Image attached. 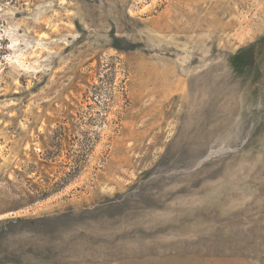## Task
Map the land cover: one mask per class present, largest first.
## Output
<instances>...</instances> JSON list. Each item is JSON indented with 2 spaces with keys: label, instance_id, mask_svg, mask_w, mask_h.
<instances>
[{
  "label": "rangeland",
  "instance_id": "rangeland-1",
  "mask_svg": "<svg viewBox=\"0 0 264 264\" xmlns=\"http://www.w3.org/2000/svg\"><path fill=\"white\" fill-rule=\"evenodd\" d=\"M0 264H264V0H0Z\"/></svg>",
  "mask_w": 264,
  "mask_h": 264
},
{
  "label": "trees",
  "instance_id": "trees-1",
  "mask_svg": "<svg viewBox=\"0 0 264 264\" xmlns=\"http://www.w3.org/2000/svg\"><path fill=\"white\" fill-rule=\"evenodd\" d=\"M64 128L60 127L55 129L50 135L49 142H43V146L40 154L46 161H55L60 157H65L67 160H72L70 170L59 171L60 174H56L54 178H45L42 186L35 187L36 190H61L71 183L75 177L80 173L82 161L80 156H88L89 147H82L81 153L76 156L72 154V149L66 145L67 135ZM83 167V166H82ZM66 168V167H65ZM64 168V169H65Z\"/></svg>",
  "mask_w": 264,
  "mask_h": 264
}]
</instances>
